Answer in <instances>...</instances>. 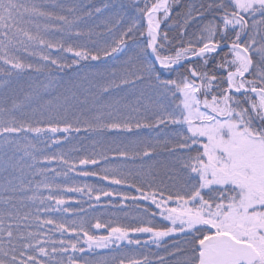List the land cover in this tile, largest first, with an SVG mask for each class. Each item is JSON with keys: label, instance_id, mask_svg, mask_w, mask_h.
Masks as SVG:
<instances>
[{"label": "snow or ice", "instance_id": "1", "mask_svg": "<svg viewBox=\"0 0 264 264\" xmlns=\"http://www.w3.org/2000/svg\"><path fill=\"white\" fill-rule=\"evenodd\" d=\"M112 7L0 0V264H264V0Z\"/></svg>", "mask_w": 264, "mask_h": 264}, {"label": "trees", "instance_id": "2", "mask_svg": "<svg viewBox=\"0 0 264 264\" xmlns=\"http://www.w3.org/2000/svg\"><path fill=\"white\" fill-rule=\"evenodd\" d=\"M64 2H72V0H64ZM88 2L95 4L96 6H102L105 3H110L111 5H113L112 8L110 9H106V14L107 15H115L117 12H120V8L119 5L121 3H127L128 0H88ZM131 10H125L123 11L121 14L124 16V19L122 21V26H127L128 24L131 23L132 19L135 18V13H131ZM94 26V25H92ZM163 27H165V25H163ZM38 62V61H37ZM28 83L27 78H25L24 80H21L19 82H14L13 83V87L14 88H18L20 86H26V84ZM84 134H81V136H83ZM59 146H53L52 149H47L46 151H48L49 153H51L54 149L58 148ZM73 147H79L81 149H83V152H72L71 155L73 156H79L84 154V152H88L91 148V139H74L71 142H65L64 143V147H63V151H68L70 148ZM51 175V174H49ZM37 180H40V177L36 178ZM57 182L63 183V179L62 178H57ZM69 183L71 182H77V183H89V184H93L94 186L100 187H107V188H116L118 191H133L130 189H121L118 186H113V185H107L106 182H101L96 180V178L94 177H90V178H82V177H74V175L72 176V179H70L68 181ZM46 194V193H45ZM67 197L71 198L72 200H77V199H81V197H79L78 194H74V193H69L66 194ZM83 207L87 210V215L89 219H92L94 217H99L100 219L104 220V221H108V220H112V221H125L126 218L124 216V212H129V213H134L136 210L134 208H127V209H121V208H114L112 207V203L113 198H102V200L97 204L96 208H92L89 209L88 208V202H87V198L84 197L83 198ZM126 203H131V202H126ZM71 207L73 208H79L80 205L72 203ZM45 215H51L55 218H61V214L60 213H50V214H45ZM65 216H67V214H64ZM80 215H84V213H80ZM71 217H69L70 219ZM93 231H97L95 229H93ZM101 234H103L102 230H101ZM149 250L150 251H158L157 249H155L154 246H149Z\"/></svg>", "mask_w": 264, "mask_h": 264}, {"label": "rangeland", "instance_id": "3", "mask_svg": "<svg viewBox=\"0 0 264 264\" xmlns=\"http://www.w3.org/2000/svg\"><path fill=\"white\" fill-rule=\"evenodd\" d=\"M131 13H133V12H131ZM134 19V18H133ZM143 27H145L146 28V21L145 22H143ZM162 28H163V25H162ZM28 59H33V58H28Z\"/></svg>", "mask_w": 264, "mask_h": 264}]
</instances>
